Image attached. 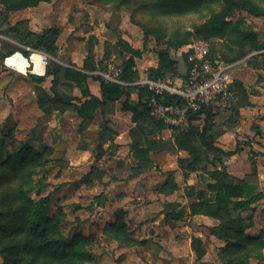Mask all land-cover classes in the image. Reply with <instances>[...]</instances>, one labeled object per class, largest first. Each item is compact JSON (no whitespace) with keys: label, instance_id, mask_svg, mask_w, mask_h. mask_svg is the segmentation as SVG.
<instances>
[{"label":"rangeland","instance_id":"1","mask_svg":"<svg viewBox=\"0 0 264 264\" xmlns=\"http://www.w3.org/2000/svg\"><path fill=\"white\" fill-rule=\"evenodd\" d=\"M24 1L27 0H0V47L4 41L21 49L27 47L10 37L13 35L10 28L23 22H27L29 30L35 34L56 26L62 30L56 44L57 50L54 54L46 53L51 61L60 63L63 68H71L75 63L70 46H80L77 50L81 59L88 53L89 47L93 50L96 46H102L99 38L86 35L90 33L86 27L95 30L101 23L106 24V16L111 18L112 26L108 24V32H105L114 39L115 44L113 47L108 46L110 42L106 41L104 51L116 55L113 58L110 55L108 65L99 67L101 70L108 66H123L127 59L132 58L135 62L134 69L141 78L148 74L144 67L149 65L151 53L158 54L160 49H168L176 56L189 44L202 40L209 43L211 57H220L226 64L233 61L235 67L252 68L246 64V60L256 58L252 69L264 83V15L255 16L246 10H236L226 19L227 25L222 30H214L206 35L200 30L209 24L214 12H219L218 5L176 13H164L160 11L166 9L158 10L147 6L149 8L133 17L128 8L130 3L120 7L117 0H48L26 7ZM249 1L264 13V0ZM153 2L154 0H134L133 3L150 5ZM91 11L93 14H90ZM69 24L76 27L78 36L74 35L75 32L68 36ZM121 25L125 30L120 29ZM123 33L127 35L125 38L128 41L123 39ZM75 60L81 63L79 59ZM143 64L146 66L143 67ZM32 77L30 74L5 69L0 61V139L5 140L3 160L25 142L30 144L35 157L40 156L32 177L25 170L19 172V176H24L30 187L42 189V197L50 198V216L56 218L55 224L62 236L68 239L73 235L80 236L78 244L89 256L85 260H80L77 256L76 264H120L126 257L119 253L125 248L139 254L140 247L135 243L126 246L108 236L106 225L100 223L103 218L99 207L109 202L153 203L149 195L139 199L144 195V192L139 191L142 188V180L139 179H147L152 170L156 171V176H160L163 164L166 162L167 168H172L175 166L174 159L164 161L159 155H155L150 161V168L143 170L145 172L141 175H138L137 170L135 174L132 173L134 161L127 162L126 166L124 157L128 149L115 157L114 151L103 148L105 151L102 160L97 159L100 153L97 149L101 132L99 123L84 121L73 109L65 112L45 111L48 109V102L41 108L38 97L45 92L51 93L52 78L36 82ZM59 89L70 97L79 99L82 96L81 91L64 79L60 81ZM74 102L79 104L78 100ZM226 111L225 108L220 114L219 121L221 119L222 123L226 121ZM161 146L164 147L162 144ZM87 150L90 152L87 153ZM169 150L172 149L169 147ZM129 157L131 160L130 154ZM99 167L105 169L107 175L101 174ZM0 171L5 172L4 169ZM201 182L204 186L202 178ZM111 184L115 188H110L112 196L109 199L106 191L113 186ZM127 190L132 193L125 192ZM139 192L142 193L140 196L137 195ZM130 194L131 198L125 201ZM142 243L147 247L146 240ZM0 264L10 263H6L0 256Z\"/></svg>","mask_w":264,"mask_h":264},{"label":"trees","instance_id":"2","mask_svg":"<svg viewBox=\"0 0 264 264\" xmlns=\"http://www.w3.org/2000/svg\"><path fill=\"white\" fill-rule=\"evenodd\" d=\"M48 0H27L24 1V7L37 5L40 2ZM115 1V0H110ZM119 6L128 5L133 17L140 14L145 8H157L164 13L190 12L191 10L206 6L213 7L218 5L219 12L213 13L209 24L201 28L204 34L209 35L214 30H222L227 25L226 19L236 10L242 9L255 16L264 15L259 9L250 3L249 0H154L150 5L140 3L135 5L134 0H117ZM133 1V2H132ZM31 4V5H30ZM149 6V7H147ZM13 33L11 38L19 44L30 46L34 49L43 50L49 54H54L57 50V41L61 30L54 26L44 30L41 34L32 33L29 30L27 22L18 24L10 28ZM199 31V30H198ZM179 47V46H178ZM264 49V47L262 48ZM16 52H27L20 47L4 41L0 50V61ZM92 47H89L88 55L82 71L74 68H63L60 63L51 61L45 76H33L36 82H43L48 77H52L51 93L45 92L38 97V103L41 108L48 102V109L45 111H61L73 109L84 121H91L98 109L104 106V102H116L123 97V110L133 113V121L144 120L153 121L159 129L165 128L160 122L155 121L149 116L145 98L147 91L134 86L140 77L135 68V62L129 58L123 64L121 80L127 85L106 84L100 80L102 97L98 98L88 90V80L92 76L89 72L96 70L94 57L92 56ZM159 65L156 68L148 69V75L152 79L176 77L185 78V75L179 73V63L173 58H186L184 53L173 55L168 49H160L158 52ZM256 58L250 57L246 64L254 68ZM233 61L227 63L232 64ZM61 71H64L62 74ZM64 79L80 89L81 98L70 97L60 91L59 83ZM138 89L140 91V103L138 106H131L129 103L131 91ZM232 89L239 94L246 95L247 90L240 81H235ZM44 92V91H43ZM84 98V100H82ZM80 101L79 104L74 101ZM234 104L228 106L226 110H233ZM219 112L210 109L204 112V117L200 114L191 116L189 126L178 133L175 139V145L180 150H185L190 154V158L179 160V166L189 171L199 170L205 163L215 164L216 161L222 162V156L229 154L226 151L214 145V139L210 133L215 124V117ZM203 120L204 125L200 129L195 122ZM111 140V134L108 129L103 128L99 135L97 149L100 151L97 159H101L104 145ZM133 148L138 158H145L152 150H164L160 143L147 140H134ZM174 149V147H171ZM5 150V140L0 139V256L6 263L10 264H76V258L85 260L89 254L80 248L78 242L79 235H73L70 239L62 236L56 226V218H52L51 200L49 197H42V189L30 187L24 176H19V172L24 171L32 177L37 169L40 156H34L32 147L28 142L21 143L17 151L7 155L5 161L3 154ZM149 162V161H148ZM148 167L147 161L143 163ZM216 170L210 173L213 183L208 184L207 190L214 196L207 198L206 192L197 191L196 202L190 204L193 214L203 213L210 217L221 218V226L211 229L215 234L227 244L223 251L222 264H249L251 258H262L261 250L264 248V236L248 237L244 235L243 221L239 215L240 211L249 208L263 198L262 194H256V187L246 183L245 180L235 182L225 171ZM174 177L168 179L165 186L166 191L172 192L177 188ZM193 191V189H192ZM35 195H32V194ZM33 196H37L34 199ZM192 197V195H191ZM168 204L167 214L174 220H179L183 212L179 210L180 204ZM169 210V211H168ZM126 212L124 209L115 211V222L106 225L105 230L112 239L120 241L124 245H135L142 247L145 243L133 238V233L125 220ZM193 248L198 256L202 258L205 249L201 248V243L194 239ZM75 260V261H74Z\"/></svg>","mask_w":264,"mask_h":264},{"label":"crops","instance_id":"3","mask_svg":"<svg viewBox=\"0 0 264 264\" xmlns=\"http://www.w3.org/2000/svg\"><path fill=\"white\" fill-rule=\"evenodd\" d=\"M90 14H93V11ZM105 18L106 24L101 23L98 26L99 28L97 27L95 30H92L91 27H86L90 30V33L86 35L96 36V38H99L98 41L102 43V46H96L92 50L91 54L94 57L96 70L88 73L92 76L88 80V90L93 96L98 98L102 97L101 83L93 73L99 67L108 65L110 60L108 57L110 55L112 58L116 55L115 53H105L104 51V43L106 41L110 42L108 46L113 47L115 44L114 39L109 34L107 36L105 32L108 29V24L112 26L111 18L106 16ZM124 22L126 23V19H124ZM88 23L90 24V21ZM122 28H124L123 25H121L120 29ZM75 30L76 27L69 24L67 26L68 36L70 37L73 32H75L74 35L78 36ZM122 36L123 39L127 37L124 33ZM78 48L80 46H70V50H73L71 53L75 63V66L73 64L71 67L82 71L88 53H85L84 58L81 59ZM105 54H107L106 58H104ZM149 56H151V60L147 67H144L146 65L143 64L144 71L156 68L159 65L158 54L151 53ZM75 59H79L81 63H77ZM23 63L19 54L8 58L6 61H1L2 66L9 70H12L11 65L13 64L19 65L24 70L25 66ZM231 75L234 82L240 81L244 84L247 94L243 95L237 91L235 92L236 98L232 103L235 108L231 111H226L227 117L223 123L221 119L219 121V118L225 108H214L215 111L220 112L215 117V124L210 132L214 139V145L229 154L222 156V162L216 161L215 164L205 163L204 167L196 171H189L179 166V160L190 158V154L187 151L180 150L175 145L176 136L180 131H173L167 127L161 130L148 118H146L147 120L142 118L141 121L134 122L133 113L123 110L124 97L116 102H104V106L96 111L93 120L90 121L91 123L98 122L100 130L106 128L111 134V140L104 145L106 151L110 148L111 151L116 153L115 157H118L125 149H128L124 158L126 166L127 162L134 161L135 166L132 169L134 174L136 170L139 173L138 175L147 171L150 168V161L155 155H159L164 161L174 159L175 166L172 168L168 169L166 162L163 164L164 168L163 172H159L160 176H156L154 174L156 171L152 170L147 179L138 178L142 180V188L139 191L144 192V195H141V192L137 194L138 196L141 195L139 199L149 195L151 200L154 201L153 203L109 202L99 207L100 212H102L101 218L103 219L100 221L102 225L114 223L115 211L124 209L126 212L125 220L132 229L133 238L148 242L147 247H140L139 254L131 249H123L119 254L125 255L126 258L120 264H222L223 251L227 243L211 232V229L221 226V218L210 217L203 213L193 214L190 204L199 200L196 194L197 191L206 192L207 198L214 196L212 192L207 190L208 184L213 183L210 173L217 169L221 170L223 167L233 181L237 183L245 180L246 183L256 187V194L263 195V198L257 203L240 211L239 215L243 221L245 236L254 238L264 236V83L260 81V75L248 67H235L231 71ZM49 78L45 81L49 80ZM183 80L184 78H176L175 82L181 84ZM78 90L80 92V89ZM130 94V105L138 106L140 103V91L133 89ZM194 125H199L200 129H202L204 121H197ZM134 140L144 142L151 140L162 144L165 149L152 150L147 156H144L145 158H138L133 148ZM172 146L174 149L171 148ZM169 147L172 150H169ZM88 152L90 150H87ZM146 161L148 169L143 166ZM140 169L142 171L147 170L142 172ZM99 171H101V174L105 173L107 175L105 169L99 167ZM171 177H174L177 188L169 192L166 191L165 186ZM201 178L205 181L204 186H202ZM112 183L117 184L116 182ZM111 185L113 186L106 191L109 194V199L112 196L110 188H115L114 184ZM116 188L118 189V187ZM125 192L128 193L130 190ZM131 196L132 194L127 196L125 201L129 200ZM171 202L180 204L179 210L183 212V216L179 220H174L167 214L166 206L168 204H176ZM194 239L198 240L201 243V248L205 249V254L200 259L193 248ZM261 255V259L251 258L249 264H264V248L261 250Z\"/></svg>","mask_w":264,"mask_h":264},{"label":"built area","instance_id":"4","mask_svg":"<svg viewBox=\"0 0 264 264\" xmlns=\"http://www.w3.org/2000/svg\"><path fill=\"white\" fill-rule=\"evenodd\" d=\"M21 55L24 70L19 65H11V69L17 72L33 76H45L51 64L50 56L38 49L24 47ZM182 53L186 61L187 73L181 84L171 78L152 79L148 74L142 76L134 86L147 91L145 103L149 116L162 123L170 130L182 131L189 125L191 116L200 114L214 108H227L236 98L232 89L234 80L231 71L234 64H226L220 57H211V48L208 42L198 40L186 46ZM182 56V55H181ZM122 66H108L94 72V76L106 84L127 85L121 80Z\"/></svg>","mask_w":264,"mask_h":264},{"label":"water","instance_id":"5","mask_svg":"<svg viewBox=\"0 0 264 264\" xmlns=\"http://www.w3.org/2000/svg\"><path fill=\"white\" fill-rule=\"evenodd\" d=\"M173 59H174V61L179 63V73L181 75H185L187 73V68H186V61H185L184 57L179 56V57H175Z\"/></svg>","mask_w":264,"mask_h":264}]
</instances>
